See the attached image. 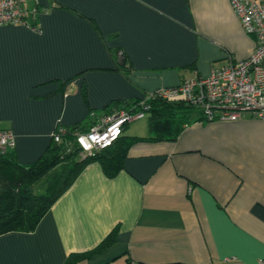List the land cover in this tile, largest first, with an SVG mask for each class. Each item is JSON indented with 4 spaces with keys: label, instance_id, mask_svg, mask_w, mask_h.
<instances>
[{
    "label": "crops",
    "instance_id": "1",
    "mask_svg": "<svg viewBox=\"0 0 264 264\" xmlns=\"http://www.w3.org/2000/svg\"><path fill=\"white\" fill-rule=\"evenodd\" d=\"M231 1L25 0L36 30L0 27V130L15 134L17 162L34 165L54 134L112 102L248 59L257 40ZM189 120L176 141L136 143L113 177L89 164L34 232L0 236V264H259L264 121ZM128 125L125 136L151 135L148 114Z\"/></svg>",
    "mask_w": 264,
    "mask_h": 264
},
{
    "label": "trees",
    "instance_id": "2",
    "mask_svg": "<svg viewBox=\"0 0 264 264\" xmlns=\"http://www.w3.org/2000/svg\"><path fill=\"white\" fill-rule=\"evenodd\" d=\"M126 58L119 64L127 66ZM124 63V64H123ZM121 65H123L121 67ZM126 65V66H125ZM146 100L115 101L98 115H110L123 110L130 116L148 114L150 137L136 138L122 135L112 146L82 157V150L76 141V133L89 131L94 123L90 117L89 126H75L68 129L62 142L48 149L37 163L20 165L15 154H0V236L10 232H34L42 219L60 197L70 189L84 169L93 162H99L105 173L113 177L124 169L130 149L138 142L176 141L189 123V115L199 109L183 99H168L158 94ZM148 109L145 110L144 107ZM207 121V120H205ZM128 123L126 124V126ZM42 188L41 193L36 189ZM115 236L107 238L97 252L104 251L115 243ZM80 256H72L67 264H77Z\"/></svg>",
    "mask_w": 264,
    "mask_h": 264
},
{
    "label": "built area",
    "instance_id": "3",
    "mask_svg": "<svg viewBox=\"0 0 264 264\" xmlns=\"http://www.w3.org/2000/svg\"><path fill=\"white\" fill-rule=\"evenodd\" d=\"M24 3L25 0H0V27L27 26L36 30L28 22L30 12ZM231 5L244 32L257 40L253 54L246 60L215 67L208 77L195 75L184 80L179 87L157 94L168 99H183L199 109L203 118L210 122H236L245 115L264 121V4L253 0H232ZM143 116V113L130 116L126 112L93 116L90 130L75 134L77 144L85 156H91L112 146L124 134L127 123ZM65 133L64 129L59 130L53 135L54 141L61 143ZM16 146L15 134L0 130V154L5 155ZM259 264H264V260Z\"/></svg>",
    "mask_w": 264,
    "mask_h": 264
},
{
    "label": "rangeland",
    "instance_id": "4",
    "mask_svg": "<svg viewBox=\"0 0 264 264\" xmlns=\"http://www.w3.org/2000/svg\"><path fill=\"white\" fill-rule=\"evenodd\" d=\"M194 112H195V110H194ZM131 124H132V123H130V124L127 126V129H126V132H127V134H129V135H130V126H131ZM82 157L85 158V155L82 154ZM42 188H43V187H42ZM42 188L40 187V188L36 189L37 193H38V192L41 193Z\"/></svg>",
    "mask_w": 264,
    "mask_h": 264
}]
</instances>
